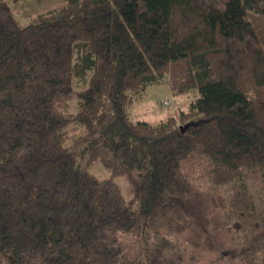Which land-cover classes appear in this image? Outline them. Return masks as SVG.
<instances>
[{"label":"trees","instance_id":"trees-1","mask_svg":"<svg viewBox=\"0 0 264 264\" xmlns=\"http://www.w3.org/2000/svg\"><path fill=\"white\" fill-rule=\"evenodd\" d=\"M0 264H264V0H0Z\"/></svg>","mask_w":264,"mask_h":264},{"label":"rangeland","instance_id":"rangeland-1","mask_svg":"<svg viewBox=\"0 0 264 264\" xmlns=\"http://www.w3.org/2000/svg\"><path fill=\"white\" fill-rule=\"evenodd\" d=\"M23 23L31 21L32 17L47 7L59 4L62 0H8ZM259 22V21H257ZM188 92L175 95L170 85L164 80L162 83H154L147 86L142 95L138 96L131 106V113L135 119L146 120L151 123H159L169 116L178 114L186 108L190 100L196 94ZM95 170L105 176L108 172L102 167H95ZM122 187L128 190V180L119 178Z\"/></svg>","mask_w":264,"mask_h":264}]
</instances>
